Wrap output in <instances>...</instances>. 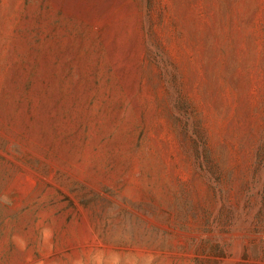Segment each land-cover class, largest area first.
<instances>
[{
  "label": "rangeland",
  "instance_id": "obj_1",
  "mask_svg": "<svg viewBox=\"0 0 264 264\" xmlns=\"http://www.w3.org/2000/svg\"><path fill=\"white\" fill-rule=\"evenodd\" d=\"M0 264H264V0H0Z\"/></svg>",
  "mask_w": 264,
  "mask_h": 264
}]
</instances>
